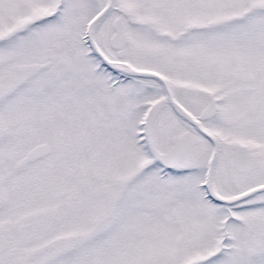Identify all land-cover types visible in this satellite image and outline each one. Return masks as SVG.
<instances>
[{
    "label": "snow or ice",
    "instance_id": "1",
    "mask_svg": "<svg viewBox=\"0 0 264 264\" xmlns=\"http://www.w3.org/2000/svg\"><path fill=\"white\" fill-rule=\"evenodd\" d=\"M0 264H264V0H0Z\"/></svg>",
    "mask_w": 264,
    "mask_h": 264
}]
</instances>
